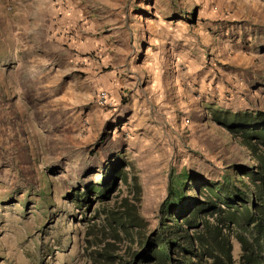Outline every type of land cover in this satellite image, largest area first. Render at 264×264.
Returning a JSON list of instances; mask_svg holds the SVG:
<instances>
[{
	"label": "rangeland",
	"instance_id": "1",
	"mask_svg": "<svg viewBox=\"0 0 264 264\" xmlns=\"http://www.w3.org/2000/svg\"><path fill=\"white\" fill-rule=\"evenodd\" d=\"M95 1L106 21L104 5L117 9L100 32L117 33L115 48L80 47V73L0 74V264H90L104 244L115 264H153L181 214L165 211L172 182L188 210L195 190L203 202L256 166L243 144L262 149L256 136L222 123L264 113V0ZM263 243L226 226L217 255L264 264Z\"/></svg>",
	"mask_w": 264,
	"mask_h": 264
},
{
	"label": "trees",
	"instance_id": "2",
	"mask_svg": "<svg viewBox=\"0 0 264 264\" xmlns=\"http://www.w3.org/2000/svg\"><path fill=\"white\" fill-rule=\"evenodd\" d=\"M233 116L231 127L228 123H222L223 126L242 132V138L248 140L251 136L247 134L252 132L256 136L254 140H257V144L262 147L259 149L256 144L253 145L244 139L243 144L252 153L256 166L251 169L238 167L237 181H231L229 177H225L222 183H212L211 187L209 186V195L203 202L199 201V193L195 190L196 197L190 199L189 202L192 204L188 210L184 208V202L187 199H185L183 179L172 182L169 197L165 203V211L170 214L181 211V214L180 212L172 213L170 219L172 225L169 227L164 225L162 228L163 231H169L171 240L158 241L150 258L153 264H194V258L210 260L211 264H225L217 255V248L226 226L239 228L242 225L252 226L264 242V113ZM214 120L218 121L217 118ZM243 176L247 177V182L242 181ZM236 182L239 185H236ZM229 185L231 188H228ZM200 204L206 206L203 212L210 214L208 216L211 219L203 217L199 207L196 211L192 209ZM118 226L124 228L121 220L116 222L114 227L116 238ZM107 246L109 247V244H104L94 252L95 256L90 258V264H111L112 262L115 264L113 260H116V257ZM173 248L179 249L178 253H175ZM175 255L179 258L174 259L172 256ZM226 257L229 262L230 252L227 251Z\"/></svg>",
	"mask_w": 264,
	"mask_h": 264
},
{
	"label": "crops",
	"instance_id": "3",
	"mask_svg": "<svg viewBox=\"0 0 264 264\" xmlns=\"http://www.w3.org/2000/svg\"><path fill=\"white\" fill-rule=\"evenodd\" d=\"M102 9L95 0H0V74L26 65L44 67L48 74L53 69L80 73V47L83 56L86 49L97 50L100 41L115 48V31L100 34L112 20H105ZM104 9L113 13L114 21L116 7ZM86 68L101 69L94 59Z\"/></svg>",
	"mask_w": 264,
	"mask_h": 264
},
{
	"label": "built area",
	"instance_id": "4",
	"mask_svg": "<svg viewBox=\"0 0 264 264\" xmlns=\"http://www.w3.org/2000/svg\"><path fill=\"white\" fill-rule=\"evenodd\" d=\"M103 96H104V95H103ZM103 96H102V98H104Z\"/></svg>",
	"mask_w": 264,
	"mask_h": 264
}]
</instances>
